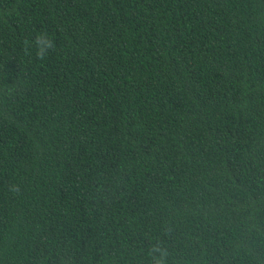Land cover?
<instances>
[{"label":"trees","instance_id":"1","mask_svg":"<svg viewBox=\"0 0 264 264\" xmlns=\"http://www.w3.org/2000/svg\"><path fill=\"white\" fill-rule=\"evenodd\" d=\"M153 247L264 264V0H0V264Z\"/></svg>","mask_w":264,"mask_h":264},{"label":"clouds","instance_id":"2","mask_svg":"<svg viewBox=\"0 0 264 264\" xmlns=\"http://www.w3.org/2000/svg\"><path fill=\"white\" fill-rule=\"evenodd\" d=\"M27 44V54L32 55V51L34 49L35 56L40 60L44 61L50 55L52 51L55 50V42L52 36H50L47 32L38 33L34 39L26 41ZM18 185H11L10 191L13 193L19 192ZM152 256L154 264H165V258L167 253L159 247H153L149 253Z\"/></svg>","mask_w":264,"mask_h":264}]
</instances>
